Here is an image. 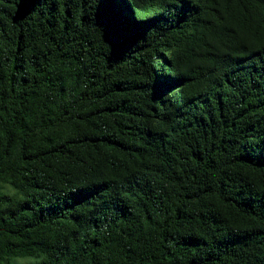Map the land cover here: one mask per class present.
Segmentation results:
<instances>
[{"label":"trees","instance_id":"16d2710c","mask_svg":"<svg viewBox=\"0 0 264 264\" xmlns=\"http://www.w3.org/2000/svg\"><path fill=\"white\" fill-rule=\"evenodd\" d=\"M0 264H264V0H0Z\"/></svg>","mask_w":264,"mask_h":264}]
</instances>
